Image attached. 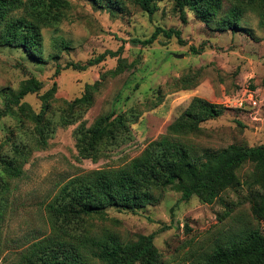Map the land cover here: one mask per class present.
<instances>
[{
    "label": "rangeland",
    "instance_id": "374dc122",
    "mask_svg": "<svg viewBox=\"0 0 264 264\" xmlns=\"http://www.w3.org/2000/svg\"><path fill=\"white\" fill-rule=\"evenodd\" d=\"M60 1L62 6L52 8L56 17L41 25V52L0 45V110L10 93L34 76L42 87L23 100L33 111L42 110L53 125L47 144L36 147L34 123L17 106L0 116V154L16 158L14 143L30 148L19 176L9 177L0 165V264H25L33 242L58 236L45 207L63 183L89 170L126 164L165 133L194 96L223 106L218 117L201 121L184 136L195 154L230 144H264V17L257 11L247 9L233 31L200 20L187 8L181 12L171 0L158 1L152 13L131 1L114 9L92 0ZM22 2L11 15L32 14L31 0ZM229 5L223 1L224 9ZM156 26L179 29L182 41L162 34L146 45L131 41L148 37ZM62 42L68 47L62 48ZM119 48L116 57L107 56L83 70L66 66ZM118 63L123 70L112 75ZM53 82L55 93L43 107L39 95ZM86 89L90 102H75ZM249 93L255 105L248 102ZM129 110L136 120L124 141H103L96 160L79 157L77 126L89 127L106 113L110 126ZM253 171V164L245 162L237 171L241 184L224 190L212 203L196 195L182 200L181 192L169 186L158 202L139 210L109 207L105 217L85 218L80 233L111 234L121 241L153 234L161 264H202L216 246L246 229L264 234V219L256 220L249 211Z\"/></svg>",
    "mask_w": 264,
    "mask_h": 264
},
{
    "label": "trees",
    "instance_id": "16d2710c",
    "mask_svg": "<svg viewBox=\"0 0 264 264\" xmlns=\"http://www.w3.org/2000/svg\"><path fill=\"white\" fill-rule=\"evenodd\" d=\"M93 3L114 9L125 1H131L142 10L152 13L161 0H92ZM183 12L192 11L204 22L215 21L220 29L236 30L247 9L257 11L264 17V0H171ZM22 0H0V45L20 46L29 53L41 52L40 28L47 18L56 17L52 8L62 6L60 0H31L32 14L13 16L11 11L22 4ZM162 34L175 36L182 41L176 28L156 26L143 39L132 38L133 43L149 44ZM62 48L67 44L62 42ZM121 52L106 50L86 62H70L67 67L83 70L107 56L116 57ZM120 58L118 57V61ZM123 70L121 63L111 70L116 75ZM59 68H56L57 73ZM55 82L42 94V106L48 104L55 93ZM42 82L31 76L24 80L7 98L0 116L7 114L11 105L25 113L34 123V144L44 147L53 125L41 111L35 112L23 100L38 92ZM91 100L88 89L75 102ZM223 106L194 96L187 107L167 126L166 132L147 143L144 149L126 164L116 168L93 169L72 176L62 184L59 191L46 205L50 224L56 235L33 242L25 255V264H161L160 253L153 241V234H140L134 240L121 241L114 235L96 237L86 231L80 233L87 217H105L107 208L136 211L160 200L162 192L174 186L181 192L180 199L196 195L201 201L212 203L220 194L241 184L237 171L245 162L254 166L250 179L249 202L252 216L264 219V144L247 146L230 144L222 149L195 154L184 136L198 129L199 123L218 117ZM109 114L98 116L91 126L74 129L75 145L82 158L96 160L103 141L120 143L129 136V125L136 120L132 111L121 113L109 126ZM22 144V145H20ZM18 156L12 158L0 154V165L9 177L21 174L24 156L30 151L27 144L14 143ZM66 237V238H64ZM202 264H264V234L258 228H249L226 244L216 246L202 260Z\"/></svg>",
    "mask_w": 264,
    "mask_h": 264
},
{
    "label": "built area",
    "instance_id": "2783aa9c",
    "mask_svg": "<svg viewBox=\"0 0 264 264\" xmlns=\"http://www.w3.org/2000/svg\"><path fill=\"white\" fill-rule=\"evenodd\" d=\"M247 100H248V102L250 103V104H252V105H255L256 104V100H255V98L252 96V94H248V98H247ZM242 100H240V102H239V105L241 106L242 105Z\"/></svg>",
    "mask_w": 264,
    "mask_h": 264
}]
</instances>
